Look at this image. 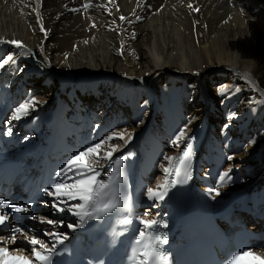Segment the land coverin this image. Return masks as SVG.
<instances>
[{
    "label": "bare ground",
    "instance_id": "bare-ground-1",
    "mask_svg": "<svg viewBox=\"0 0 264 264\" xmlns=\"http://www.w3.org/2000/svg\"><path fill=\"white\" fill-rule=\"evenodd\" d=\"M0 40L24 45L0 44V59L15 60L0 70V99H8L3 103L14 123L9 130L23 144L53 119L59 124L57 155L71 159L102 145L99 156L79 163L100 172L96 179L103 181L117 172L106 158L113 146L115 161L138 141V209L145 207L142 218L152 221L172 187L163 201L149 200L147 189L171 184L174 174L166 176L165 169L177 161L165 157L178 158L208 116V137L189 163L194 200L213 211L234 195H248L262 214L264 0H0ZM31 98L39 103L13 120L14 109ZM121 133L125 140L118 139ZM60 199L74 212L82 203ZM253 253L264 257V249Z\"/></svg>",
    "mask_w": 264,
    "mask_h": 264
},
{
    "label": "snow or ice",
    "instance_id": "snow-or-ice-1",
    "mask_svg": "<svg viewBox=\"0 0 264 264\" xmlns=\"http://www.w3.org/2000/svg\"><path fill=\"white\" fill-rule=\"evenodd\" d=\"M84 7L87 8L88 5L86 4ZM120 19L123 20L125 17H120ZM2 43L11 44L17 49H22L24 47L22 42L16 40H0V44ZM10 62L15 63L13 55H8L3 59H0V70L4 69V67L9 65ZM38 103L39 102L36 100V98L29 99L27 102L14 109L12 119L19 121L27 117L30 110L34 109ZM232 115L234 116L235 114L233 113ZM7 134L11 135L12 133L9 130ZM183 136L184 132L181 131L177 137V140H179V137ZM108 139H112V137H109ZM118 139L125 140L124 134H119ZM101 146V144H95L91 147H88L84 151L79 152L67 161L66 167L64 169H61V175H67L68 172H74L75 176L81 177L80 179L74 180L71 185L65 181L54 183L51 186L53 191H49L47 188L44 189V193L46 195L55 196L60 204L64 203V201L60 199L61 196H67L70 200L78 199L82 202L74 206L76 211L73 212V215L80 217V227L83 226V221L85 218L100 220L103 218V216L117 214L128 208L127 196L122 195L124 192V172L121 167L123 158L117 159L115 161L112 160L113 152L117 151L115 146H113L112 150L106 155V158L109 160V162L114 163L117 167V172L108 178V182L102 180L98 181L96 177L100 175V172L91 168L87 163H79L83 161L84 158L91 155L99 156V150L101 149ZM187 148H191L190 143L187 145ZM188 157L189 151H185L178 158L165 157V159L169 160L170 162L173 160L177 161V165L174 166L172 170L165 169L166 176L174 174L175 177H177V180H173L171 184H169L166 180L165 185H158L157 190L148 188L147 195L149 200L163 201L167 196L169 188L178 182L181 175V169H184V178L183 180H179V182L186 183L189 179H191L190 165L187 163ZM228 159H232V157H228ZM74 166H76V168H74ZM77 169H84L87 173H91V175H86L85 172H81ZM230 171L231 169L224 172L220 179L223 181L226 177H229ZM161 188L163 190H160ZM219 195L220 193L217 191L216 196ZM212 198L215 199V196ZM53 207L56 208L58 212L65 211L63 207H58L57 204H53ZM8 210L17 214H23L29 211L27 207L15 206L3 199H0V228L9 226ZM68 211L71 212L72 208H68ZM40 220L42 223L46 222L49 225H54L56 223L52 220L45 221L43 217H41ZM120 222L122 225L127 226L132 223V219L126 216ZM140 223L144 225V229L151 230L158 222L156 220L148 221L145 218H141ZM68 228L72 231H76V228L73 227L72 224H69ZM10 231L12 233L11 237L9 238L10 242L15 241L16 234H21L25 237V239L28 240V243L32 246L31 255L35 257V260L38 262V264H52L53 252L48 250L47 245L43 241L37 239L34 236L29 238L20 227L10 228ZM46 235L54 237L55 242L52 244L53 249L57 247V244H63L67 239V236H63L55 232L46 233ZM134 243L137 246L136 251L140 256H142L139 264H167V258L161 255L157 248V245L167 243L166 238L162 239L160 237L154 236L151 231H148L146 234L144 230H141ZM37 245H39L41 249H45V251L41 252L37 250ZM19 251L23 250L20 249ZM245 258H251L250 264H264V257L254 254L251 250L237 253L235 256L231 257V259L228 261V264H242ZM0 264H33V262L28 256H14L7 247H0Z\"/></svg>",
    "mask_w": 264,
    "mask_h": 264
},
{
    "label": "rangeland",
    "instance_id": "rangeland-1",
    "mask_svg": "<svg viewBox=\"0 0 264 264\" xmlns=\"http://www.w3.org/2000/svg\"><path fill=\"white\" fill-rule=\"evenodd\" d=\"M109 33L111 34L112 32L109 31ZM218 70H219V69H218ZM234 73H236V72H234ZM143 80H145V79H143ZM187 80H188V79H187ZM144 82L146 83L147 80H145ZM151 82H152V81H151ZM238 90H240V91H244V88H242V89L238 88ZM224 91H225V92H224ZM222 92L225 94V93H227V90H223ZM168 148H170V147H167V150H168ZM171 157H172V156H171ZM83 163H84V162H83Z\"/></svg>",
    "mask_w": 264,
    "mask_h": 264
}]
</instances>
